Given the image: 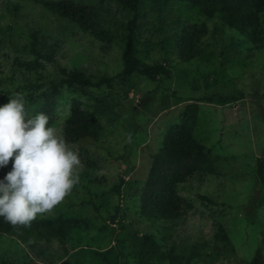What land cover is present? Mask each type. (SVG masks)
Here are the masks:
<instances>
[{
    "label": "rangeland",
    "instance_id": "374dc122",
    "mask_svg": "<svg viewBox=\"0 0 264 264\" xmlns=\"http://www.w3.org/2000/svg\"><path fill=\"white\" fill-rule=\"evenodd\" d=\"M72 1L95 9L96 28L82 29L35 0H0V104L21 94L27 115L48 110L63 136L78 103L103 127L98 137L69 144L79 153L77 184L49 213L0 236V264H250L264 255V184L256 174L264 159V41L253 43L195 2L144 0L138 56L169 76L151 70L121 76L111 88L67 87L61 82L75 71L92 81L122 74L134 17L116 0ZM194 25L207 32L198 55L183 62L177 42ZM37 39L42 55L52 51L49 60L32 54ZM187 118H196L193 137L215 172L177 187L192 205L180 220H146L140 198L153 158ZM10 168L11 159L0 178ZM59 219L71 227L64 239L54 230Z\"/></svg>",
    "mask_w": 264,
    "mask_h": 264
},
{
    "label": "trees",
    "instance_id": "16d2710c",
    "mask_svg": "<svg viewBox=\"0 0 264 264\" xmlns=\"http://www.w3.org/2000/svg\"><path fill=\"white\" fill-rule=\"evenodd\" d=\"M144 0H116L123 8L134 12V17L127 25L123 50L124 69L117 77H102L92 81L84 73L75 71L66 75L61 85L81 88H111L117 78L139 73L147 74L156 70L164 76H169L165 67H151L138 56L137 25ZM206 7L204 14L213 17L220 13L226 25L240 32L245 38L258 44L264 41V31L260 28L261 13L264 12V0H187ZM53 15L68 20L80 28L94 29L98 25L97 12L88 5H81L72 0H35ZM205 26H190L186 28L177 42L179 58L183 62H190L199 52L198 44L206 35ZM38 39L33 45L32 54L38 58L48 59L52 51L42 55L38 50ZM49 60V59H48ZM39 65V64H37ZM51 113L48 110L42 111ZM196 119V118H194ZM187 118L170 131L163 147L153 158V163L141 194V215L149 221L175 222L184 217L192 205L177 192V187L187 182L197 174L215 172L214 164L208 160L205 147L193 137L195 120ZM103 131V127L95 117L82 111L75 103L71 115L64 126L63 137L68 144L76 143L86 138H96ZM257 179L264 184V159L257 163ZM25 225H12L0 218V236L12 235L24 229ZM70 225L59 219L54 224L56 235L64 239L68 235ZM143 264H147L143 262ZM250 264H264V255L258 251Z\"/></svg>",
    "mask_w": 264,
    "mask_h": 264
},
{
    "label": "clouds",
    "instance_id": "9594fccd",
    "mask_svg": "<svg viewBox=\"0 0 264 264\" xmlns=\"http://www.w3.org/2000/svg\"><path fill=\"white\" fill-rule=\"evenodd\" d=\"M0 218L27 225L54 209L78 182L79 153L69 146L49 117H29L24 97L9 95L0 104Z\"/></svg>",
    "mask_w": 264,
    "mask_h": 264
},
{
    "label": "water",
    "instance_id": "95a60500",
    "mask_svg": "<svg viewBox=\"0 0 264 264\" xmlns=\"http://www.w3.org/2000/svg\"><path fill=\"white\" fill-rule=\"evenodd\" d=\"M111 223H114V218L111 219Z\"/></svg>",
    "mask_w": 264,
    "mask_h": 264
}]
</instances>
